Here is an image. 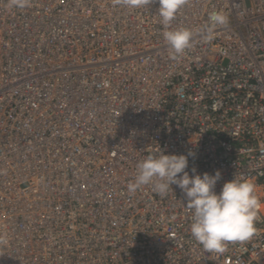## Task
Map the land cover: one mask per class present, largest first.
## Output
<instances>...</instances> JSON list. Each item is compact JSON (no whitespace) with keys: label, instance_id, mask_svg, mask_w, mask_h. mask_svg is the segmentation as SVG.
Masks as SVG:
<instances>
[{"label":"built area","instance_id":"obj_1","mask_svg":"<svg viewBox=\"0 0 264 264\" xmlns=\"http://www.w3.org/2000/svg\"><path fill=\"white\" fill-rule=\"evenodd\" d=\"M158 6L0 0V264H264V0H187L171 28L227 24L176 59ZM163 151L251 180L254 235L209 252L179 187L130 194Z\"/></svg>","mask_w":264,"mask_h":264},{"label":"clouds","instance_id":"obj_2","mask_svg":"<svg viewBox=\"0 0 264 264\" xmlns=\"http://www.w3.org/2000/svg\"><path fill=\"white\" fill-rule=\"evenodd\" d=\"M31 0H11V6L25 9ZM150 0H122L129 8H138ZM187 0H158V15L160 23L166 29L164 40L169 48L171 58L182 56L191 48L195 38L210 41L215 30L227 24V16L223 12H212L205 25L197 29L186 27L171 28L172 21ZM195 153L148 155L137 165V175L127 188L134 194L145 185H151L152 190L161 197L166 196L173 185L180 188L186 206L192 210L191 236L203 246L206 251L223 253L229 242H244L249 240L256 231L257 212L261 207L256 195L255 184L248 179L238 177L224 182L220 191H216L218 182L222 179L220 170L214 174L199 173L197 168L189 171V157ZM5 237L0 236V243Z\"/></svg>","mask_w":264,"mask_h":264},{"label":"rangeland","instance_id":"obj_3","mask_svg":"<svg viewBox=\"0 0 264 264\" xmlns=\"http://www.w3.org/2000/svg\"><path fill=\"white\" fill-rule=\"evenodd\" d=\"M46 228V226H41L40 230H44Z\"/></svg>","mask_w":264,"mask_h":264}]
</instances>
